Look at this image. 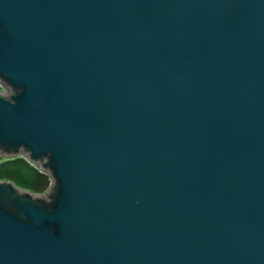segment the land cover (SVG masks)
<instances>
[{
    "label": "water",
    "instance_id": "95a60500",
    "mask_svg": "<svg viewBox=\"0 0 264 264\" xmlns=\"http://www.w3.org/2000/svg\"><path fill=\"white\" fill-rule=\"evenodd\" d=\"M0 264H264V0H0Z\"/></svg>",
    "mask_w": 264,
    "mask_h": 264
},
{
    "label": "trees",
    "instance_id": "16d2710c",
    "mask_svg": "<svg viewBox=\"0 0 264 264\" xmlns=\"http://www.w3.org/2000/svg\"><path fill=\"white\" fill-rule=\"evenodd\" d=\"M0 181H11L38 195L46 194L52 186L49 174L25 157L0 159Z\"/></svg>",
    "mask_w": 264,
    "mask_h": 264
},
{
    "label": "rangeland",
    "instance_id": "374dc122",
    "mask_svg": "<svg viewBox=\"0 0 264 264\" xmlns=\"http://www.w3.org/2000/svg\"><path fill=\"white\" fill-rule=\"evenodd\" d=\"M4 89V87L0 84V90H3Z\"/></svg>",
    "mask_w": 264,
    "mask_h": 264
}]
</instances>
